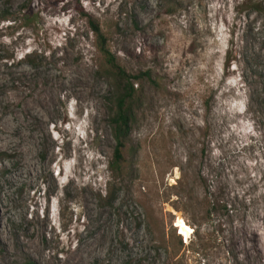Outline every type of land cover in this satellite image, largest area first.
Here are the masks:
<instances>
[{"label": "rangeland", "instance_id": "obj_1", "mask_svg": "<svg viewBox=\"0 0 264 264\" xmlns=\"http://www.w3.org/2000/svg\"><path fill=\"white\" fill-rule=\"evenodd\" d=\"M60 1L0 21V264H264V0ZM88 18L150 75L118 175Z\"/></svg>", "mask_w": 264, "mask_h": 264}, {"label": "trees", "instance_id": "obj_2", "mask_svg": "<svg viewBox=\"0 0 264 264\" xmlns=\"http://www.w3.org/2000/svg\"><path fill=\"white\" fill-rule=\"evenodd\" d=\"M9 1H3L0 8L1 22L15 23L17 15H19L24 26H28L33 22L38 24L37 22L40 21L42 12L35 0H25L17 12L11 11ZM60 2L63 3V0ZM57 4L59 5V2ZM244 4L247 5L248 10L256 13L260 12L258 4H255L252 0H244L242 5ZM76 12L83 16L86 15L83 7L79 3L77 4ZM87 22L95 38L96 50L101 57V62L98 65V74L110 81L109 88H111V91L103 98V105L106 110L107 123L111 127L112 137L115 143L113 158L110 162L109 169L113 175H118L123 170L122 151L129 140L137 110L141 105L140 98L142 97L143 90L140 82L144 79H150V75L149 72L138 74H129L126 72L110 52L106 35L100 23L93 18H88ZM105 201L107 203L113 201V192L109 191L105 197ZM196 238L198 242L194 243L190 241L188 246L193 252H196V247L201 245L200 237ZM181 245L183 244L181 243Z\"/></svg>", "mask_w": 264, "mask_h": 264}, {"label": "water", "instance_id": "obj_3", "mask_svg": "<svg viewBox=\"0 0 264 264\" xmlns=\"http://www.w3.org/2000/svg\"><path fill=\"white\" fill-rule=\"evenodd\" d=\"M175 221H176V219H175ZM175 221H174V223H175ZM175 228H176V226H175Z\"/></svg>", "mask_w": 264, "mask_h": 264}]
</instances>
